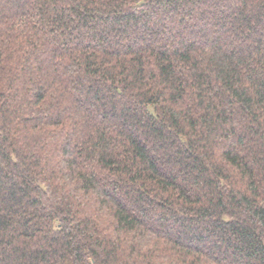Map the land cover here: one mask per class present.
<instances>
[{"label":"trees","instance_id":"16d2710c","mask_svg":"<svg viewBox=\"0 0 264 264\" xmlns=\"http://www.w3.org/2000/svg\"><path fill=\"white\" fill-rule=\"evenodd\" d=\"M0 264H264V0H0Z\"/></svg>","mask_w":264,"mask_h":264}]
</instances>
